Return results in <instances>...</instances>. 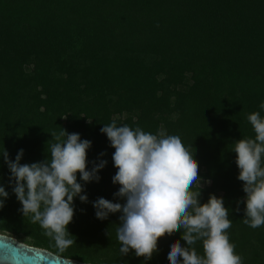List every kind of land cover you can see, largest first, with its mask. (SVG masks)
Returning a JSON list of instances; mask_svg holds the SVG:
<instances>
[{
	"label": "trees",
	"instance_id": "16d2710c",
	"mask_svg": "<svg viewBox=\"0 0 264 264\" xmlns=\"http://www.w3.org/2000/svg\"><path fill=\"white\" fill-rule=\"evenodd\" d=\"M261 103L264 0H0V185L9 193L0 233L85 263L170 264L171 244L187 246L180 231L162 237L145 261L134 250L121 256V213L95 215L100 197L125 203L114 195L115 149L101 132L115 121L180 137L199 164L192 190L201 191V204L223 197L235 253L242 264H264V225L243 222L246 193L233 151L236 141L255 139L248 116L264 118ZM63 129L91 141L88 170L107 164L98 182L77 173L88 202L74 198L68 231L76 243L59 253L20 211L2 153L15 161L23 149L21 164L50 161L51 133ZM191 247L204 255L202 240Z\"/></svg>",
	"mask_w": 264,
	"mask_h": 264
},
{
	"label": "clouds",
	"instance_id": "9594fccd",
	"mask_svg": "<svg viewBox=\"0 0 264 264\" xmlns=\"http://www.w3.org/2000/svg\"><path fill=\"white\" fill-rule=\"evenodd\" d=\"M260 108L264 109V103ZM248 120L254 128L255 139L236 141L233 151L240 170L238 179L244 182L246 193L243 222L255 229L264 225V167L261 166L264 118L256 112L250 114ZM101 132L115 149L112 158L118 171L112 179L120 187L114 195L125 203L100 197L93 206L100 220L121 213L117 228L121 256L134 250L137 257L151 260L159 251L158 241L180 231L187 246H182L179 240L171 244L170 264H242L227 234L232 221L223 197L212 194L207 203L201 204V191L192 190L202 179L199 164L194 152L184 146L180 137L166 135L163 131L153 135L139 127L133 130L127 125L117 126L115 121L105 124ZM51 135L57 142L50 145V161L21 164L23 149L19 150L15 161L9 158L6 149L2 155L11 172L12 190L22 204L20 211L32 223H39L44 234L54 240L58 252L63 253L76 243L68 231L75 214L74 198L79 196L82 202H88L87 195L82 194L84 188L78 182L77 173L85 182H98V173L107 161L94 163L88 170L87 152L91 141L81 140L78 133H68L65 129ZM61 137L66 139L61 140ZM8 197V191L0 185V208ZM239 210L237 207L236 211ZM201 240L202 256L191 247ZM0 242H4L3 246L8 247L14 257L21 255L20 249L35 250V264L47 259L44 254L64 264H73L71 258L36 249L12 235L0 233Z\"/></svg>",
	"mask_w": 264,
	"mask_h": 264
},
{
	"label": "water",
	"instance_id": "95a60500",
	"mask_svg": "<svg viewBox=\"0 0 264 264\" xmlns=\"http://www.w3.org/2000/svg\"><path fill=\"white\" fill-rule=\"evenodd\" d=\"M3 243L4 242H0V264H16L17 261H19L20 264H29V261H31L32 264H35V261L37 260V253L35 250L20 249L19 251L21 255L19 257H14L12 255L11 250L8 247L3 246ZM31 247H34V246H31ZM34 248L45 250L49 253H53L47 249L38 248V247H34ZM53 254H56V253H53ZM44 255L47 257V259L44 262H41V264H64L63 261H59L54 257L48 256L47 254H44ZM25 257L29 258V261H26ZM72 262L73 264H91V263H85V262L75 260V259H72Z\"/></svg>",
	"mask_w": 264,
	"mask_h": 264
},
{
	"label": "rangeland",
	"instance_id": "374dc122",
	"mask_svg": "<svg viewBox=\"0 0 264 264\" xmlns=\"http://www.w3.org/2000/svg\"><path fill=\"white\" fill-rule=\"evenodd\" d=\"M200 184H201V185H203V183H202V182H200ZM7 235H10V234H7ZM25 243H26V242H25ZM27 244H28V243H27ZM28 245L30 246V244H28ZM97 260L99 261V258H97ZM100 260H101V261H104V259H103V258H100Z\"/></svg>",
	"mask_w": 264,
	"mask_h": 264
}]
</instances>
